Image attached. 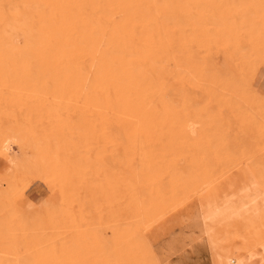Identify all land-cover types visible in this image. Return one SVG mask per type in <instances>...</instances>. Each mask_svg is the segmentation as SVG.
Listing matches in <instances>:
<instances>
[{
	"label": "bare ground",
	"instance_id": "1",
	"mask_svg": "<svg viewBox=\"0 0 264 264\" xmlns=\"http://www.w3.org/2000/svg\"><path fill=\"white\" fill-rule=\"evenodd\" d=\"M261 67L264 0H0V159L8 168L0 201L28 202L27 187L40 179L51 195L19 206L12 224L47 221L64 233L60 245L17 250L13 263L81 264L86 204L104 205L101 182L113 171L107 203L114 204L116 264H132L144 237L133 223L144 212L153 222L174 199L167 183L192 181L171 179L165 167L174 140L164 132L168 113L245 111L264 122V94L253 87ZM12 96H19L15 108L6 101ZM40 98L53 100L50 113L63 125L58 116L38 118ZM198 124L181 126L185 140L203 141ZM105 143L114 170L101 165ZM257 169L195 179L192 228L213 264H264V173ZM140 174L158 177L143 199L131 187Z\"/></svg>",
	"mask_w": 264,
	"mask_h": 264
},
{
	"label": "rangeland",
	"instance_id": "2",
	"mask_svg": "<svg viewBox=\"0 0 264 264\" xmlns=\"http://www.w3.org/2000/svg\"><path fill=\"white\" fill-rule=\"evenodd\" d=\"M15 82H12V84ZM17 85L19 83L14 84V86ZM253 87L264 94V67L259 70L253 82ZM18 99L19 96H12L6 101L12 108H15ZM39 100L37 106L38 118L48 123V119L58 116L50 113V110L54 109L50 104L53 103L52 99L40 98ZM203 102L205 104V101ZM202 111L198 109L196 112L168 113L164 132L174 140L168 146L171 161L165 162V167L171 179L185 176L191 178L192 181L187 185H179L175 182L171 186L167 183L168 187L174 188L172 191L174 199L160 207L161 210L158 211L159 214L156 216L157 218L153 219V222L148 220V215L144 212L143 215H140L138 223H133L134 226L139 227L144 237L141 239L140 234V243L134 251L132 264H150L152 261H156L155 264H213L209 252L205 250L201 243L200 232L198 229L192 228L193 220L190 218V213H193L190 208H192V202L198 194L194 190L196 177L200 175L211 176L216 178L215 182H218L229 176H236L246 166L257 167L259 172L264 173V159L262 157L264 156V122L255 121L245 111H239V113L230 116L227 112V115L222 116L223 114H218L215 109L214 111L217 114L213 110L206 111L207 114H205L204 109ZM209 111L210 113L213 112V115H209ZM56 119L63 125V119L59 116ZM189 121L200 123L196 128L201 127L202 131L206 132L203 141H201L202 144L197 141L195 143L187 141L181 135V126L186 123L189 124ZM58 122L55 123L59 124ZM210 141H212L213 146L210 145ZM207 147L209 148L208 151ZM16 149L18 148L16 147ZM100 155L102 156L101 165L109 168V170H114L112 146L105 143L101 147ZM258 160H261V162ZM178 169L182 173H179L177 177ZM7 172V166L0 159V180L6 176ZM217 179L218 181H216ZM37 180L33 181L26 189L25 197L28 202H19L18 200L16 204L15 202L0 201V264H15L13 263L15 262V253H19L16 251L22 248L26 249L23 250L25 252H32L41 251L58 243L61 244L64 233L60 232L61 229L55 230L50 222H40L42 225L36 223V226L34 224L26 226L12 224L19 206L31 208L32 203L39 205L51 195L46 183L42 180L41 183L40 179ZM112 180L113 171H111V174L103 176L101 182L102 190L107 191L104 205L100 203L101 201L96 205L93 202L86 204L85 222L79 227L83 234L81 238L82 248L80 247L81 264L117 263V256L119 255L114 250L115 239L113 233L114 204L107 203L113 195V190L110 187ZM157 180V176L140 174L131 181V187L138 190L137 195H140V198L143 199L147 196L146 193L155 189L158 183ZM37 182L40 184L39 186ZM2 187L6 189V183ZM42 192L44 193L42 194ZM240 232V225H234L233 229L230 230L237 243L242 240ZM125 257L122 255V258ZM154 257L158 258L155 259ZM75 258L76 256H73L71 260L74 261Z\"/></svg>",
	"mask_w": 264,
	"mask_h": 264
}]
</instances>
